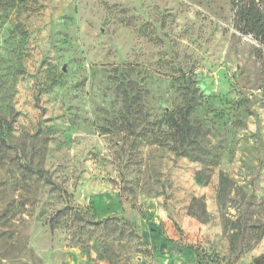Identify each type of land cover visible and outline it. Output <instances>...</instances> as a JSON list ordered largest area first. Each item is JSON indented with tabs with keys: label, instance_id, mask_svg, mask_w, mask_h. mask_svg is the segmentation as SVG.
<instances>
[{
	"label": "rangeland",
	"instance_id": "374dc122",
	"mask_svg": "<svg viewBox=\"0 0 264 264\" xmlns=\"http://www.w3.org/2000/svg\"><path fill=\"white\" fill-rule=\"evenodd\" d=\"M252 1L0 0V264L264 254Z\"/></svg>",
	"mask_w": 264,
	"mask_h": 264
},
{
	"label": "trees",
	"instance_id": "16d2710c",
	"mask_svg": "<svg viewBox=\"0 0 264 264\" xmlns=\"http://www.w3.org/2000/svg\"><path fill=\"white\" fill-rule=\"evenodd\" d=\"M236 19L238 22L243 23L241 30L247 34H253L256 38L264 41V8L259 3L254 1L248 2L246 6L241 7L236 13ZM185 125L189 126V118L187 113L183 117ZM22 170L28 173L45 174L46 171L34 168L28 165L20 164ZM198 256V251L193 247H189ZM251 264H264V254L256 258Z\"/></svg>",
	"mask_w": 264,
	"mask_h": 264
},
{
	"label": "crops",
	"instance_id": "0c3cea01",
	"mask_svg": "<svg viewBox=\"0 0 264 264\" xmlns=\"http://www.w3.org/2000/svg\"><path fill=\"white\" fill-rule=\"evenodd\" d=\"M103 194H104V195H103L102 198H103V200H104V199L108 198V197L111 195V191H110V190H109V191H106V192H104ZM100 213H101V214H100L101 216L105 217V215H107L108 212H107V209H105V208L103 207V209L100 211Z\"/></svg>",
	"mask_w": 264,
	"mask_h": 264
}]
</instances>
